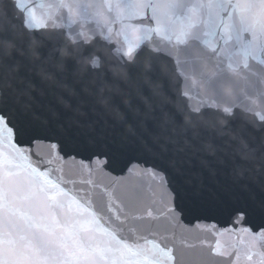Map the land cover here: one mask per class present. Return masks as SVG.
I'll return each mask as SVG.
<instances>
[{"label": "snow or ice", "instance_id": "obj_1", "mask_svg": "<svg viewBox=\"0 0 264 264\" xmlns=\"http://www.w3.org/2000/svg\"><path fill=\"white\" fill-rule=\"evenodd\" d=\"M6 8L0 17L6 25L0 36V264H264V229L249 225L250 207L188 202L163 169L137 173L126 166L130 176L147 174L150 188L141 179H92L97 172L112 175L108 155L94 157L86 178L66 172L60 142L41 137L13 86L21 64L58 74L71 57L100 68L104 57L96 48L115 39L119 62L151 76L161 92L155 65L166 54L183 98L181 127L212 130L238 161L264 164V111L258 110L264 105V0H7ZM237 109L258 118L248 122V133L235 127ZM257 126L253 140L249 133ZM39 142L50 145L43 156L35 149ZM213 210L227 211L235 227L203 229L208 235L197 241L177 233L187 213Z\"/></svg>", "mask_w": 264, "mask_h": 264}, {"label": "water", "instance_id": "obj_2", "mask_svg": "<svg viewBox=\"0 0 264 264\" xmlns=\"http://www.w3.org/2000/svg\"><path fill=\"white\" fill-rule=\"evenodd\" d=\"M6 4L7 0L0 2V17L10 11ZM5 34L6 25L0 23V36ZM117 47L114 39L112 44L96 48V53L104 57L97 69L71 57L58 74H48L35 62L27 69L22 64L16 68L13 86H19L18 106L42 138L60 142L64 157L60 165L74 177L86 178L87 168L94 167V157L108 155L113 161L112 175L97 172L92 179L105 183L116 178L141 179L146 188L152 187L148 175L130 176L126 166L137 173L163 169L170 186H180L188 202L250 207L254 211L249 225L254 231L264 229V164L238 161L220 146L212 130L186 132L181 127L183 98L166 54L155 65L154 74L162 89L158 92L151 76L119 62ZM258 110L264 111V105ZM237 112V130L248 133L249 121L258 124L256 116L243 109ZM259 132L257 126L249 134L257 140ZM213 143L217 145L215 150L210 147ZM49 147L43 142L35 145L42 156ZM233 227L227 211L192 212L185 215L177 233L197 241L208 235L203 229Z\"/></svg>", "mask_w": 264, "mask_h": 264}]
</instances>
